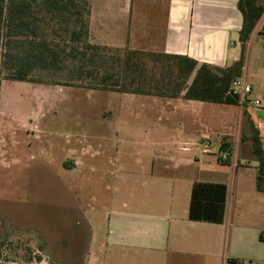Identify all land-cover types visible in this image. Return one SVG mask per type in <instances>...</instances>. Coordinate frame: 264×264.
Here are the masks:
<instances>
[{
  "label": "rangeland",
  "instance_id": "374dc122",
  "mask_svg": "<svg viewBox=\"0 0 264 264\" xmlns=\"http://www.w3.org/2000/svg\"><path fill=\"white\" fill-rule=\"evenodd\" d=\"M144 7L150 21L163 22L159 0ZM33 78L43 83L0 79V264H29V255L42 258L31 264H156L153 253L122 258L107 246L109 214L128 199L119 189L126 177L118 175L139 176L140 187L160 173L159 134L186 137L199 159L217 163L199 140L209 137L211 148L219 147L222 130L208 129V111L236 126L235 141L239 108L67 87L50 83L46 73ZM232 148L241 154L248 145ZM133 194L148 199L151 189Z\"/></svg>",
  "mask_w": 264,
  "mask_h": 264
},
{
  "label": "crops",
  "instance_id": "0c3cea01",
  "mask_svg": "<svg viewBox=\"0 0 264 264\" xmlns=\"http://www.w3.org/2000/svg\"><path fill=\"white\" fill-rule=\"evenodd\" d=\"M151 1L92 0V41L184 55L200 64L217 67L230 66L239 59V33L243 23L237 7L239 0H159L162 23L157 18L156 23L150 21L152 12L150 8L146 12L144 5L148 7ZM260 3L264 5V0ZM251 40L243 78L252 87L250 99H260L264 104V16ZM237 107L241 116L237 123L239 137L235 141L231 133L236 126L212 120L210 111L208 129L220 126L219 147L223 139L232 147L241 143L248 145L246 153L240 154L233 148V155L244 157L245 162L240 163L236 156L233 160L231 157L228 164L218 159L217 163L199 159L190 146L192 141L186 137L172 134L164 138L159 134L158 144L164 148L161 172H151L150 179L142 181L140 187L137 186L141 179L135 180L139 176L133 178L128 172L118 175V178L126 177L119 189H126L128 199L109 214L108 247L118 251L122 258L140 252L153 253L156 264H264V240L261 238L264 236V193L257 190V162L251 152L252 143L247 140L252 133V123L260 132L264 149V108L253 107L250 103ZM157 108L166 110L163 104ZM199 140L203 144L212 141L209 137ZM226 166L233 168L232 176ZM195 182L227 186L222 223L189 219ZM134 189H151V194L148 199H138L134 197Z\"/></svg>",
  "mask_w": 264,
  "mask_h": 264
},
{
  "label": "trees",
  "instance_id": "16d2710c",
  "mask_svg": "<svg viewBox=\"0 0 264 264\" xmlns=\"http://www.w3.org/2000/svg\"><path fill=\"white\" fill-rule=\"evenodd\" d=\"M237 7L243 17L240 56L230 66L217 67L184 55L93 42L92 0H0V79L43 83L33 76L46 73L53 77L50 83L67 87L240 106L231 86L244 76L248 46L264 5L260 0H239ZM251 132L247 140L257 162L256 186L264 193L263 141L252 123ZM220 148L229 156L218 161L230 163L232 144L223 139ZM226 202L225 184L195 182L189 219L220 224ZM24 260L31 264L42 258L29 255Z\"/></svg>",
  "mask_w": 264,
  "mask_h": 264
},
{
  "label": "built area",
  "instance_id": "2783aa9c",
  "mask_svg": "<svg viewBox=\"0 0 264 264\" xmlns=\"http://www.w3.org/2000/svg\"><path fill=\"white\" fill-rule=\"evenodd\" d=\"M231 91L233 94H237L239 96L241 104L244 105L246 103H250L253 107L264 108V104L260 99H250L252 87L246 82L243 77L233 81ZM205 146L206 147L203 149V153L214 154L217 159L223 161L228 159V153L226 151L221 150L220 147L211 148L212 144L208 141L205 143Z\"/></svg>",
  "mask_w": 264,
  "mask_h": 264
}]
</instances>
